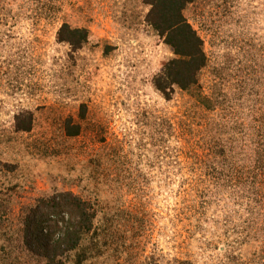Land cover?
I'll list each match as a JSON object with an SVG mask.
<instances>
[{
	"label": "rangeland",
	"instance_id": "374dc122",
	"mask_svg": "<svg viewBox=\"0 0 264 264\" xmlns=\"http://www.w3.org/2000/svg\"><path fill=\"white\" fill-rule=\"evenodd\" d=\"M148 12L144 0H0V233L38 198L73 192L103 211L108 244L87 264H264V0L185 12L211 110L195 91L154 89L174 55ZM64 24L90 32L80 52L58 42ZM23 111L29 133L15 131Z\"/></svg>",
	"mask_w": 264,
	"mask_h": 264
},
{
	"label": "trees",
	"instance_id": "16d2710c",
	"mask_svg": "<svg viewBox=\"0 0 264 264\" xmlns=\"http://www.w3.org/2000/svg\"><path fill=\"white\" fill-rule=\"evenodd\" d=\"M196 1L144 0L149 8L147 23L174 55L155 74L152 84L167 101L173 99L177 90L195 91L199 103L211 110L212 101L200 91L199 80L209 60L202 38L185 15ZM58 42L68 45L72 54L78 53L89 44L90 32L64 24L58 32ZM34 124L31 111H23L15 117L17 133L31 132ZM67 128L70 137L81 133V126L68 123ZM5 167L12 171L11 166ZM8 209L0 197V223L4 222ZM102 212L100 206L73 192H55L38 198L34 204L22 208L15 233H0V240L5 239L7 243L1 246L0 264H19L24 254L41 264H87L101 257L108 244L100 220Z\"/></svg>",
	"mask_w": 264,
	"mask_h": 264
}]
</instances>
